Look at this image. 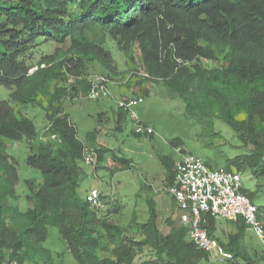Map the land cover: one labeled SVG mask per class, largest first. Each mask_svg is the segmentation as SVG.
I'll return each instance as SVG.
<instances>
[{
	"label": "trees",
	"instance_id": "16d2710c",
	"mask_svg": "<svg viewBox=\"0 0 264 264\" xmlns=\"http://www.w3.org/2000/svg\"><path fill=\"white\" fill-rule=\"evenodd\" d=\"M95 29L139 64L144 82H161L184 105L186 117L207 130L215 120L225 123L246 150L227 160L226 169L254 176L255 189H242L253 203L264 191V0H0V87L10 90L9 100L0 101V259L51 263L43 244L47 228L55 227L76 264H133L136 248L145 247L153 260L144 264L208 260L189 241L177 207L159 221L154 200L145 198L147 218L135 223L140 240L134 241L112 221L103 196L106 209L99 213L77 194L84 146L60 106L70 93H88L91 80H75L86 75L89 62L107 76L116 73L108 48L89 37ZM51 46L52 53H44ZM37 97L48 100L44 135L59 139V148L48 141L34 145L33 122L12 105H31ZM117 116L121 130L127 114L117 109ZM91 134L87 140L100 162L109 151L95 147ZM22 141L29 147L27 163L41 175L39 183L25 182L24 211L17 206L15 162L3 153L6 142ZM161 162L169 187L174 165ZM256 206L264 229V203ZM228 221L235 232L222 241L215 236L218 220L202 217L208 237L232 255L226 264H264L262 251L242 248L244 222Z\"/></svg>",
	"mask_w": 264,
	"mask_h": 264
},
{
	"label": "rangeland",
	"instance_id": "374dc122",
	"mask_svg": "<svg viewBox=\"0 0 264 264\" xmlns=\"http://www.w3.org/2000/svg\"><path fill=\"white\" fill-rule=\"evenodd\" d=\"M89 37L94 41L102 42L108 48L115 66V74L107 76L97 62H89L86 75L75 80L80 83L83 79L93 80L102 77L108 81L111 96L97 101L87 100L86 94L67 95L60 106V115L66 114L69 123L76 131V138L84 147H91L87 135L92 133L95 139V147L107 149L102 160L93 166H85L79 163L82 171L77 194L85 199L86 194L92 189H98L104 197L106 207L110 212L112 221L120 227L127 228L126 236L134 241L140 240L135 223H143L147 218L145 198L153 199L159 213V220L172 214L170 196L166 192L167 169L161 160L167 159L173 162L174 168L182 157L190 153L208 162L212 168H227V160L246 153L233 131L223 122L215 120L213 129H205L203 124L194 122L184 115V105L177 99L168 95L161 82H144L143 71L137 62L132 63L126 56L120 53L107 36L95 29ZM44 53H52L54 46L42 48ZM43 54V53H42ZM136 58V57H135ZM210 66L211 63H205ZM138 66V67H137ZM71 78V77H69ZM69 80H73L72 78ZM148 90L145 96L144 90ZM10 90L0 87V101L9 100ZM75 95V96H74ZM141 97V103L135 107V111L141 123L153 131L152 135H134L133 123L128 116L121 122L120 129L116 120V103L121 98ZM14 109L33 122L38 139H44V129L48 126L46 113L48 100L37 97L31 105L20 106L12 103ZM47 110V111H46ZM53 144V148H59L62 143L59 139H47ZM43 142V141H42ZM93 147V146H92ZM91 147V148H92ZM8 159L15 162L17 171V183L15 191L18 195L17 206L21 211L27 207L25 196L28 193L26 181L39 183L40 172L27 163L29 155L28 145L22 142H6L3 150ZM112 154L118 158L129 161L128 167L112 159ZM231 169H233L231 167ZM244 190L253 191L256 179L247 170L240 172ZM36 185V184H35ZM264 203V191L255 205ZM105 207V209H106ZM114 209H117L114 212ZM114 212V213H112ZM216 237L225 241L228 233H234L235 229L228 220L218 219ZM241 244L248 252L262 251L264 246L252 231L246 229ZM43 248L50 252L51 263L48 264H76L68 253L65 244L60 239L55 227L47 228V240ZM137 254L133 264H144L153 260L150 250L145 247L141 251L136 248ZM253 253V252H252ZM104 255L101 253L100 256ZM25 264H33L25 263ZM41 264V263H39ZM198 264H226L222 261L202 260Z\"/></svg>",
	"mask_w": 264,
	"mask_h": 264
},
{
	"label": "built area",
	"instance_id": "2783aa9c",
	"mask_svg": "<svg viewBox=\"0 0 264 264\" xmlns=\"http://www.w3.org/2000/svg\"><path fill=\"white\" fill-rule=\"evenodd\" d=\"M87 100L97 101L111 96L108 81L102 77L91 80ZM141 98H121L117 101L118 110L126 112L133 123V132L138 135H152L153 131L145 127L135 111ZM51 136L50 139H54ZM97 155L91 148L83 147L81 163L93 166ZM243 185L239 172L229 169L210 168L205 162L190 153L185 154L176 163L172 185L166 192L174 201L179 212V223L188 232L189 241L197 250L207 253L210 260L227 262L232 255L219 243L208 237L202 227V217L209 215L214 219L233 220L240 218L246 228L254 233L264 246V229L257 217V206L242 192ZM101 192L92 189L86 194V201L101 213L105 205L101 201ZM0 264H17L10 258L0 259Z\"/></svg>",
	"mask_w": 264,
	"mask_h": 264
},
{
	"label": "crops",
	"instance_id": "0c3cea01",
	"mask_svg": "<svg viewBox=\"0 0 264 264\" xmlns=\"http://www.w3.org/2000/svg\"><path fill=\"white\" fill-rule=\"evenodd\" d=\"M170 199H171V197H170ZM171 203H172V206H173V207L175 208V210H176V207H177V206H176V204L174 203V201H173L172 199H171ZM170 214H171V213H170ZM168 216H169V215H167V217H168ZM159 221H161V220H159ZM161 226H162V225L159 224L158 227L161 228Z\"/></svg>",
	"mask_w": 264,
	"mask_h": 264
},
{
	"label": "clouds",
	"instance_id": "9594fccd",
	"mask_svg": "<svg viewBox=\"0 0 264 264\" xmlns=\"http://www.w3.org/2000/svg\"><path fill=\"white\" fill-rule=\"evenodd\" d=\"M140 98H141V97H140ZM47 127H48V126H47ZM47 127H46V129H44V130H45L44 133L47 131ZM51 136H52V135H51ZM51 136H47V137H45L44 139H41V138L39 137V139L42 140L43 142H46V140H47V139H50Z\"/></svg>",
	"mask_w": 264,
	"mask_h": 264
}]
</instances>
